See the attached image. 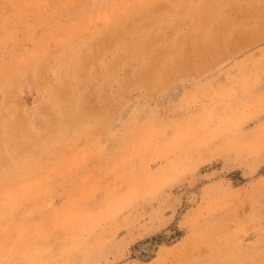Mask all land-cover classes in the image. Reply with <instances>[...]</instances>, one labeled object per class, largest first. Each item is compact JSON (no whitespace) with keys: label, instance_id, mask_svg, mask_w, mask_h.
<instances>
[{"label":"rangeland","instance_id":"1","mask_svg":"<svg viewBox=\"0 0 264 264\" xmlns=\"http://www.w3.org/2000/svg\"><path fill=\"white\" fill-rule=\"evenodd\" d=\"M0 106V264H264V0H0Z\"/></svg>","mask_w":264,"mask_h":264},{"label":"bare ground","instance_id":"2","mask_svg":"<svg viewBox=\"0 0 264 264\" xmlns=\"http://www.w3.org/2000/svg\"><path fill=\"white\" fill-rule=\"evenodd\" d=\"M257 2V1H256ZM200 3V2H199ZM198 3V4H199ZM211 3V2H210ZM220 3V2H219ZM224 3V2H223ZM221 4V3H220ZM213 5V4H212ZM223 5V4H222ZM201 6H202V4H201ZM219 6V5H218ZM199 7V6H198ZM197 7V8H198ZM207 8V7H206ZM218 8H220V7H218ZM214 10H215V8H214ZM210 11V10H209ZM208 11V12H209ZM215 12V11H214ZM211 15V14H210ZM216 16V15H215ZM217 23V22H216ZM217 26V25H216ZM215 28V27H214ZM219 31V30H218ZM208 39V38H207ZM213 39V38H212ZM210 41V40H209ZM205 42V41H204ZM211 42V41H210ZM140 44V43H139ZM201 44V43H200ZM138 45V44H137ZM139 47V46H138ZM142 47V46H141ZM203 49V48H202ZM213 49V48H212ZM141 50H143V49H141ZM166 50H167V48H166ZM166 50H165V52H166ZM216 50V49H215ZM138 52V51H137ZM137 55H140V54H137ZM164 55H166V53L164 54ZM78 56V55H77ZM164 57V56H163ZM197 57V56H196ZM134 58V57H133ZM195 58V57H194ZM208 58V57H207ZM130 59V58H129ZM127 60V59H126ZM200 60V59H199ZM207 60H209V59H207ZM137 61H138V59H137ZM80 62V61H79ZM164 62V61H163ZM194 62V61H193ZM147 63V62H146ZM160 63V62H159ZM162 63V62H161ZM114 64V63H113ZM141 64V63H140ZM200 64V63H199ZM89 66V65H88ZM182 66V65H181ZM143 67H145V66H143ZM156 67V66H155ZM157 67H158V65H157ZM163 67V66H162ZM91 68V67H90ZM89 68V69H90ZM106 68H108V67H106ZM141 68V67H140ZM159 68V67H158ZM137 68H135V70H136ZM145 69V68H144ZM155 69V68H154ZM195 69V68H194ZM193 70V69H192ZM105 72V71H104ZM155 72V71H154ZM99 73V72H98ZM89 74V73H88ZM141 74V73H140ZM152 74V73H151ZM93 76V75H92ZM103 76V75H102ZM102 76H101V78H102ZM94 78V77H93ZM100 78V77H99ZM139 78V77H138ZM103 79V78H102ZM154 79V78H153ZM105 80H106V78H105ZM109 80V79H108ZM100 82V81H99ZM156 82V81H155ZM159 82V81H158ZM162 82V81H161ZM160 82V83H161ZM70 83V82H69ZM86 84V83H85ZM17 86V85H16ZM153 86V85H152ZM12 87V86H11ZM154 88V87H153ZM68 89V88H67ZM156 89V88H155ZM53 90H54V88H53ZM61 90V89H60ZM64 90V89H63ZM73 90V89H72ZM87 90V89H86ZM154 90V89H153ZM74 91V90H73ZM88 91V90H87ZM71 92V91H70ZM58 93V92H57ZM77 93V92H76ZM75 93V94H76ZM84 93H85V91H84ZM97 93V92H96ZM14 94V93H13ZM17 94V93H16ZM82 94V93H81ZM74 96V95H73ZM81 97V96H80ZM79 97V98H80ZM72 98V97H71ZM77 98V97H76ZM75 99V98H74ZM147 99V98H146ZM10 99H8V101H9ZM76 100H78V99H76ZM56 101V100H55ZM76 102V101H75ZM75 102H74V104H75ZM113 102H114V100H113ZM46 103V102H45ZM6 104H8V103H6ZM10 104V103H9ZM19 104V103H18ZM47 104V103H46ZM78 104V103H77ZM52 105V104H51ZM58 106H59V104H57ZM86 105V104H85ZM80 106V105H79ZM142 106V105H141ZM140 106V107H141ZM1 107V106H0ZM8 107V106H7ZM15 107V106H14ZM96 107H98V106H96ZM99 108V107H98ZM102 108V107H101ZM57 109V108H56ZM98 110H100V109H98ZM105 110H106V107H105ZM109 110V109H108ZM22 111V110H21ZM55 111H57V110H55ZM76 111V110H75ZM78 111V110H77ZM110 111V110H109ZM34 114V113H33ZM75 114H76V112H75ZM14 115H15V113H14ZM47 115V114H46ZM9 116V115H8ZM35 116V115H34ZM58 116V115H57ZM10 117V116H9ZM23 117V116H22ZM47 117V116H46ZM3 118V117H2ZM12 118V117H11ZM77 118H79V117H77ZM14 119V118H13ZM30 119V118H29ZM43 119V118H42ZM69 119V118H68ZM2 120V119H1ZM46 120V119H45ZM86 120V119H85ZM71 121V120H70ZM1 122V121H0ZM6 122H8V121H6ZM26 122H28V121H26ZM42 122V120L40 121V123ZM91 122V121H90ZM67 123V122H66ZM83 123V122H82ZM94 123V122H93ZM86 124V123H85ZM45 125V124H44ZM49 126V125H48ZM86 126V125H85ZM103 126V125H102ZM101 126V127H102ZM0 127H1V125H0ZM88 129V128H87ZM9 130V129H8ZM41 130V129H40ZM39 130V131H40ZM45 130H46V128H45ZM31 131V130H30ZM13 132V131H12ZM32 132V131H31ZM48 132V131H47ZM51 132V131H50ZM106 132V131H105ZM18 133V132H17ZM28 133V132H27ZM86 133H88V132H86ZM96 133H97V131H96ZM0 134H2V132L0 133ZM71 134V133H70ZM90 134V133H89ZM18 135V134H17ZM54 135V134H53ZM88 135V134H87ZM99 135H101V134H99ZM34 137V136H33ZM46 137H47V135H46ZM58 137V136H57ZM56 137V138H57ZM73 137V136H72ZM16 138V137H15ZM25 139V138H24ZM51 139V138H50ZM39 140V139H38ZM11 141V140H10ZM3 142V141H2ZM9 142V141H8ZM42 142V141H41ZM23 145V144H22ZM49 145V144H48ZM56 146V145H55ZM37 147H35V149H36ZM39 148V147H38ZM34 149V148H33ZM2 150V149H1ZM44 150V149H43ZM17 151V150H16ZM22 152V151H21ZM34 153V152H33ZM1 154H3V152L1 153ZM38 154V153H37ZM8 155V154H7ZM16 155V154H15ZM24 155V154H23ZM45 155V154H44ZM4 156H5V154H4ZM19 156V155H18ZM26 156V155H25ZM15 157V156H14ZM24 157V156H23ZM34 157V156H33ZM55 157V156H54ZM52 158V157H51ZM9 159V158H8ZM23 159V158H22ZM11 161V160H10ZM9 161V162H10ZM27 165H28V163H27ZM64 167V166H63ZM1 171V170H0ZM58 181V180H57ZM57 185V184H56ZM13 192V191H12ZM47 201V200H46ZM44 202V201H43ZM31 204V203H30ZM31 206H32V204H31ZM20 209V208H19ZM18 209V210H19ZM34 210V209H33ZM48 210V209H47ZM15 215H16V213H15ZM35 215V214H34ZM37 215V214H36ZM38 217V216H37ZM41 217V216H40ZM18 219V218H17ZM33 220V219H32ZM52 224V223H51ZM49 226V225H48ZM50 229H52V228H50ZM54 235V234H53ZM60 235V234H59ZM60 237V236H59ZM54 250V249H53Z\"/></svg>","mask_w":264,"mask_h":264}]
</instances>
